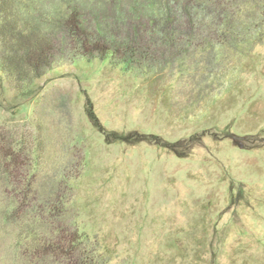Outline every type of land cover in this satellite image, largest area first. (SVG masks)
Wrapping results in <instances>:
<instances>
[{"label": "rangeland", "instance_id": "1", "mask_svg": "<svg viewBox=\"0 0 264 264\" xmlns=\"http://www.w3.org/2000/svg\"><path fill=\"white\" fill-rule=\"evenodd\" d=\"M107 4L127 11L121 40L132 0ZM233 46L212 65L196 51L133 70L62 58L20 91L0 73V130L33 151L35 186L68 173L67 215L100 264H264V39ZM4 212L0 264L17 228Z\"/></svg>", "mask_w": 264, "mask_h": 264}, {"label": "trees", "instance_id": "2", "mask_svg": "<svg viewBox=\"0 0 264 264\" xmlns=\"http://www.w3.org/2000/svg\"><path fill=\"white\" fill-rule=\"evenodd\" d=\"M102 1L105 23L96 24L82 13L89 0H48L49 7L0 0L1 75L20 91L62 58L108 59L133 70L196 51L209 55L212 65L215 49L264 39V0H132L135 17L129 16L121 40L114 29L125 26L127 11L107 4L116 0ZM31 151L0 130V194L7 204L0 210L17 227L8 264H100L96 244L78 230L75 216L67 215L70 176L60 169L42 172L47 181L35 186L30 172L37 168L25 158Z\"/></svg>", "mask_w": 264, "mask_h": 264}]
</instances>
